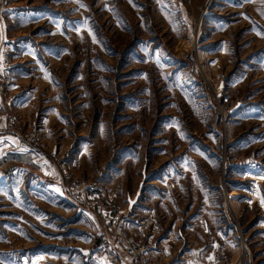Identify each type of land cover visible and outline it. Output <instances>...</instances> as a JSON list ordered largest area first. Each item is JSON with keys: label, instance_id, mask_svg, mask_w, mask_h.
<instances>
[{"label": "rangeland", "instance_id": "obj_1", "mask_svg": "<svg viewBox=\"0 0 264 264\" xmlns=\"http://www.w3.org/2000/svg\"><path fill=\"white\" fill-rule=\"evenodd\" d=\"M0 4L31 100L5 117L0 85L3 121L36 134L69 201L0 168V264H78L68 249L98 239L131 257L118 227L150 245L131 228L149 211L185 258L264 264V0Z\"/></svg>", "mask_w": 264, "mask_h": 264}, {"label": "crops", "instance_id": "obj_2", "mask_svg": "<svg viewBox=\"0 0 264 264\" xmlns=\"http://www.w3.org/2000/svg\"><path fill=\"white\" fill-rule=\"evenodd\" d=\"M4 7V6H3ZM2 5L0 4V85H2L4 92L2 97V107L5 113V117H9L11 115L22 113L24 115V111H26L30 105L31 100L29 97V92L26 90L19 88L21 85L19 83V87L16 86L14 83V79L19 77L17 76V69L19 63H13L16 60L20 59L21 53H16L15 55L12 53L15 48H18L19 44H14L13 39L7 35V21L3 18L5 17L6 7L5 10L3 9ZM11 8L7 12L8 14H12L13 10L11 5L8 7ZM16 15L18 16V10L15 9ZM10 19V18H9ZM7 48V49H6ZM27 52H25V55ZM6 62V63H5ZM16 78H15V76ZM20 81V80H19ZM16 89V90H15ZM14 90L16 91L14 93ZM28 116V114H27ZM25 117V116H24ZM26 118V117H25ZM28 119V117H27ZM22 124L26 125L24 118L21 119ZM16 121V120H15ZM20 120H17L18 125L21 127ZM16 123V124H17ZM17 129H7L4 121L0 123V152L5 153L8 151L17 150L27 157L31 158L32 160V167L30 169H20L18 167H13L12 170H5L4 177L5 179H9L7 176H19L23 177L24 179L26 176L29 178L26 181H32L34 178V182L36 185L41 182V186L50 193V200L55 205H61V207L66 205L69 201L66 196L65 186L63 183H59V181L55 179H50L52 181H48L47 178L50 174V169H52V165L50 164L47 157L41 153L40 151H32L22 140L20 134L16 131ZM37 152V153H36ZM23 171V172H22ZM47 181V182H46ZM37 186H35L36 188ZM89 187V186H88ZM126 203V201L124 202ZM63 206V207H64ZM77 205V207L81 210L80 212L85 216H87L90 220V226H88V232L91 233L93 238H98L102 236L103 229L99 223H96L94 214L88 209V207H84ZM78 209V212H79ZM105 215V211H101ZM63 213V212H61ZM65 214V212H64ZM154 212L149 211L144 216V221L139 223L137 220L134 226L131 228H136L142 233L144 237V242L152 245V263L151 264H228V260H224L221 255L213 254L214 251H206L204 247L199 248H191V256L185 258L186 252H181L180 249L177 247H172L171 244H168L170 240L168 238L163 239L162 235L158 236V229L155 228V219H154ZM50 217H53L50 214ZM54 218V217H53ZM56 219V218H55ZM61 228V227H60ZM85 230L86 228L83 227ZM136 230H134L136 232ZM82 232V231H81ZM63 234V233H60ZM86 233L84 232V236ZM63 237V236H62ZM172 242V241H171ZM45 248L54 247L52 245L44 246ZM65 247V246H64ZM63 246H56L55 249L57 250H67V247L64 248ZM190 248V247H189ZM120 249V248H119ZM69 251H79L81 253V261L78 260V264H133L132 258L123 254L120 250L116 249L112 244L106 243L101 239L96 240L95 243L86 244L81 243L79 248H69ZM90 252L88 256L84 255V252ZM216 255V256H215ZM86 257V258H85ZM209 257H214L213 259H209ZM230 264H233L232 262Z\"/></svg>", "mask_w": 264, "mask_h": 264}, {"label": "built area", "instance_id": "obj_3", "mask_svg": "<svg viewBox=\"0 0 264 264\" xmlns=\"http://www.w3.org/2000/svg\"><path fill=\"white\" fill-rule=\"evenodd\" d=\"M1 97V96H0ZM3 115L1 114L0 109V123L3 121ZM22 138V137H21ZM23 142L32 150V151H44L42 144H39L36 134L31 135L29 138L23 137ZM30 161H32L27 155L18 152H0V168L5 170L11 167H25L28 166ZM74 193V192H73ZM79 197V195H78ZM117 223V220H116ZM119 222L118 224H120ZM126 227L119 225L118 235H123L124 241L126 243L125 247L128 253L132 257L133 264H151L152 263V247L150 245L140 244L136 239H134L126 231Z\"/></svg>", "mask_w": 264, "mask_h": 264}, {"label": "snow or ice", "instance_id": "obj_4", "mask_svg": "<svg viewBox=\"0 0 264 264\" xmlns=\"http://www.w3.org/2000/svg\"><path fill=\"white\" fill-rule=\"evenodd\" d=\"M262 204H264V200H262ZM209 259H213L212 257H209Z\"/></svg>", "mask_w": 264, "mask_h": 264}, {"label": "water", "instance_id": "obj_5", "mask_svg": "<svg viewBox=\"0 0 264 264\" xmlns=\"http://www.w3.org/2000/svg\"><path fill=\"white\" fill-rule=\"evenodd\" d=\"M12 168H13V167L9 168L8 170L10 171V170H12Z\"/></svg>", "mask_w": 264, "mask_h": 264}, {"label": "bare ground", "instance_id": "obj_6", "mask_svg": "<svg viewBox=\"0 0 264 264\" xmlns=\"http://www.w3.org/2000/svg\"><path fill=\"white\" fill-rule=\"evenodd\" d=\"M206 7V6H205ZM242 247V246H241ZM242 253V250L240 251ZM241 256V255H240Z\"/></svg>", "mask_w": 264, "mask_h": 264}]
</instances>
